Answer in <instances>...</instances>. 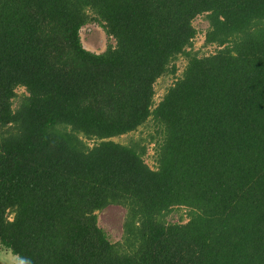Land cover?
<instances>
[{"label":"trees","instance_id":"1","mask_svg":"<svg viewBox=\"0 0 264 264\" xmlns=\"http://www.w3.org/2000/svg\"><path fill=\"white\" fill-rule=\"evenodd\" d=\"M89 24L115 44L87 50ZM0 245L25 264H264V0H0Z\"/></svg>","mask_w":264,"mask_h":264},{"label":"rangeland","instance_id":"2","mask_svg":"<svg viewBox=\"0 0 264 264\" xmlns=\"http://www.w3.org/2000/svg\"><path fill=\"white\" fill-rule=\"evenodd\" d=\"M194 26L198 31V36L194 42V48L196 51L201 52L202 55H211L216 50L214 47H205V34L208 29V23L206 22L204 17L198 18L194 22ZM82 43L86 49H88L91 52L95 53H103L109 45H114V40L109 38L105 31L97 24H89L82 30ZM185 62L183 59H181L178 62V70L179 75L183 72L185 68ZM175 79L172 77H166L158 81L156 85V101L157 103L160 102V100L165 95L167 89L173 85ZM18 94H25V89L21 88L18 91ZM149 130H146V128L141 129L137 133L131 134L130 136H125L120 139H116V142L119 143H127L129 138H138L140 136H148ZM155 146L149 145L148 149V155L146 157V163L148 166H150L152 169L155 168ZM126 217V210L121 207H110L107 210L99 213L98 219H99V226L105 230V232L108 234L109 238L113 242H118L123 237V225ZM181 217H183V221H188L187 218V211L185 209H181L178 212H175L172 215V219L170 221L172 222H179Z\"/></svg>","mask_w":264,"mask_h":264},{"label":"water","instance_id":"3","mask_svg":"<svg viewBox=\"0 0 264 264\" xmlns=\"http://www.w3.org/2000/svg\"><path fill=\"white\" fill-rule=\"evenodd\" d=\"M0 248H2L1 245H0ZM11 257H12L11 254L9 255V257H5V255H0V260H1L0 264H6V262H7L6 259H8L9 262H11L12 264H25L23 261H20L19 256H15L14 258H11Z\"/></svg>","mask_w":264,"mask_h":264},{"label":"flooded vegetation","instance_id":"4","mask_svg":"<svg viewBox=\"0 0 264 264\" xmlns=\"http://www.w3.org/2000/svg\"><path fill=\"white\" fill-rule=\"evenodd\" d=\"M12 255L11 258H14L16 255H14L10 250H7L5 248H0V255H5V257H9V255ZM6 259V258H5ZM1 261V260H0ZM6 264H12L11 262H9L8 259H6ZM3 262V261H2Z\"/></svg>","mask_w":264,"mask_h":264}]
</instances>
